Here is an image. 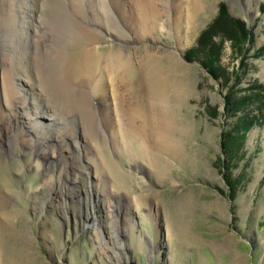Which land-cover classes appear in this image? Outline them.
I'll return each mask as SVG.
<instances>
[{
  "label": "rangeland",
  "instance_id": "rangeland-1",
  "mask_svg": "<svg viewBox=\"0 0 264 264\" xmlns=\"http://www.w3.org/2000/svg\"><path fill=\"white\" fill-rule=\"evenodd\" d=\"M100 1L122 30L120 42L134 64L154 47L169 50L177 70L186 68L188 94L178 100V129L171 132L180 154L157 153L165 169L158 177L151 162L123 149L119 136L115 142L123 126L114 116L110 88L105 99L92 100L91 121L76 109L56 114L50 128H42L48 122L38 118L37 133L30 135L35 140L30 139L20 125L26 121L14 120V111L26 116L34 106L29 98L15 108L6 104L0 68V264H264V122L247 130L236 151L223 146V134L241 113L225 110L234 76L238 95L254 82L264 83V0H199L198 8L194 0H161L158 29L143 37L122 17L121 11L129 16V0H119L122 10L114 0ZM100 1L83 5L99 15ZM221 3L228 17L245 23L252 40L239 41L238 28L235 41L230 39L232 25L216 29L225 77L209 72L197 47L201 32L218 19ZM25 14L24 20L33 21L35 14ZM45 15L37 13L39 19ZM91 27L99 34L92 45L103 50L114 44L105 29ZM6 43L0 40L2 61L9 54ZM34 49L29 47V55ZM12 130L19 143L12 144Z\"/></svg>",
  "mask_w": 264,
  "mask_h": 264
},
{
  "label": "bare ground",
  "instance_id": "bare-ground-1",
  "mask_svg": "<svg viewBox=\"0 0 264 264\" xmlns=\"http://www.w3.org/2000/svg\"><path fill=\"white\" fill-rule=\"evenodd\" d=\"M64 1L43 0V5H38L33 0H0V40L7 42L4 48L9 49V54H2L5 60H0V68L4 69V100L15 108L16 102L23 103L29 98V103L34 106V110L27 111L26 116L15 110L14 120L23 118L27 125H23V121L20 125L27 135L29 132L30 139L35 140L30 135L37 133L38 118L48 122L42 128H50L56 125L54 116L63 117L76 109L83 121H91L94 119L92 100L105 99L106 91L110 88L114 116L123 126L121 134H114L113 140L117 142L119 136L123 149L128 153H137L138 160L151 162L154 168L150 171L158 177L162 176L165 169L158 163L157 153H170L173 157L180 154L178 140L171 132L178 129L175 114L178 100L188 94L184 86L186 68L179 66L177 70L178 62L172 58L170 51H158L159 48L154 47L143 53L134 64L120 42L122 30L107 13L103 2L99 0V15L93 8L87 9L88 15L87 7L83 5L86 0H69V7ZM114 1L122 10V3ZM129 2V16H125L123 11L121 14L137 36L143 37L158 29L159 17L164 9L160 6L161 0ZM193 3L194 8L200 5L199 0ZM41 8L47 14L43 19L37 17V13L42 12ZM26 12L32 14L29 17L35 14L33 21L24 20L28 17ZM94 25L113 36L114 44L103 50L92 45L93 37L99 36L91 27ZM28 28H33L31 35L28 34ZM48 39L51 42L46 44ZM33 44L35 49L29 55V47ZM65 47L69 49L65 50ZM75 47L78 49L76 53L69 54L68 51ZM164 57L166 62H163ZM18 81H23L28 87H22L20 82L18 85ZM81 85L87 90L82 89ZM172 97L177 102L172 103ZM86 126L87 131H91L92 126ZM17 134L13 131L12 144L21 141ZM39 137L35 134L36 139Z\"/></svg>",
  "mask_w": 264,
  "mask_h": 264
},
{
  "label": "trees",
  "instance_id": "trees-1",
  "mask_svg": "<svg viewBox=\"0 0 264 264\" xmlns=\"http://www.w3.org/2000/svg\"><path fill=\"white\" fill-rule=\"evenodd\" d=\"M220 11L221 13L219 14L218 19L214 20L205 30L201 32L197 41V47L202 50L199 51L203 55L201 60L209 72L215 76L225 77L224 71L222 70L220 63H218L220 52V49L218 48L219 44L214 42L213 36L216 35L218 29H223L224 31L229 29V27H227L228 25H232L231 31L233 34L231 32L230 39H233L234 41V32H236V28L239 29L243 37L242 39H239V41L244 39L248 41V36L251 37V33H246L248 30L242 20L228 17L226 14V6L222 3ZM249 40L250 41L248 42L252 44V40ZM205 50H208L209 53H206ZM236 51H239V49H236ZM234 78V83L229 86L227 94L224 97L225 110L229 112H238L239 110L241 113L237 116L234 125L223 134V146L229 149L228 151H231V149L236 151V147L240 145L247 130L253 125H259L264 122V83L254 82L250 84V87L245 88V91L247 92L244 91V94L238 95L237 89H233L239 82V80H236L237 74ZM250 109L255 110L254 112H250Z\"/></svg>",
  "mask_w": 264,
  "mask_h": 264
}]
</instances>
